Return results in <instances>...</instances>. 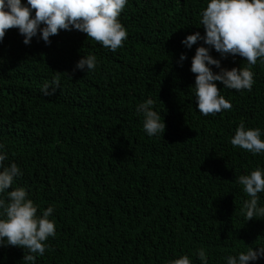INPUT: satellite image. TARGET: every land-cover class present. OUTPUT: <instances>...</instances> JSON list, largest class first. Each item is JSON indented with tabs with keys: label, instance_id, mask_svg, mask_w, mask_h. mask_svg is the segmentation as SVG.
<instances>
[{
	"label": "trees",
	"instance_id": "16d2710c",
	"mask_svg": "<svg viewBox=\"0 0 264 264\" xmlns=\"http://www.w3.org/2000/svg\"><path fill=\"white\" fill-rule=\"evenodd\" d=\"M208 2L127 0L118 17L127 39L115 52L74 29L60 30L48 45L39 33L25 45L18 29L6 31L0 152L7 154L4 166L20 169L13 188H25L37 214L54 207L56 234L34 264H169L182 255L201 264V247L208 264H227L230 255L264 247V218L245 220L249 197L238 183L264 171V152L230 142L241 122L259 128L264 140V61L251 68L250 92L215 82L231 110L198 111L191 59L208 46L181 41L204 35ZM88 55L96 68L73 71ZM210 55L225 69L247 66L238 55L221 58L211 48ZM57 79L55 93L45 96L42 87ZM149 98L166 125L162 136H149L137 112ZM258 197L264 207V192ZM24 251L0 245V264H25ZM248 264H264V256Z\"/></svg>",
	"mask_w": 264,
	"mask_h": 264
},
{
	"label": "clouds",
	"instance_id": "9594fccd",
	"mask_svg": "<svg viewBox=\"0 0 264 264\" xmlns=\"http://www.w3.org/2000/svg\"><path fill=\"white\" fill-rule=\"evenodd\" d=\"M126 3L127 0H27L26 6L21 0H0V41L7 30L16 28L24 37L25 45H29L38 33L39 38L48 45L51 43L49 38L58 35L60 30L74 29L115 52L127 39V31L118 19ZM200 25L204 28L203 36L195 32L186 36L181 43L191 48L197 41H203L208 46L196 48L190 67L195 74L196 108L202 115L208 116L232 108L215 82L236 91L252 90L255 81L251 68L258 59L264 61V0H209L202 10ZM210 48L221 58L238 55L247 62V66L230 70L222 68L220 60L210 55ZM185 58L181 54L180 62ZM96 65L95 55L81 56L73 71H93ZM209 66H215L219 71L214 73ZM53 83L54 87L48 84L42 87L45 96L53 95L59 87L58 79ZM154 103L151 98L145 100L138 105L137 112L143 115V128L149 136H162L166 125L161 115L153 110ZM230 142L234 148L239 147L254 155L264 152L261 130L246 128L243 122L235 129ZM2 148L3 145H0ZM6 159L7 154L0 152V194L11 189L5 198H0V215L3 216L0 218V245L26 249L22 260L25 264H34L37 256L44 255L47 239L56 234L55 224L49 219L54 207L49 206L38 215V208L28 198L25 188H13L15 179L22 173L15 163L4 166ZM238 183L249 197L241 209L245 220L264 218V207L258 206V193L264 192V171L257 168L250 174L241 175ZM196 256L201 264H208L203 247L197 250ZM261 256H264V247H257L255 251L248 248L246 252L230 255L226 259L227 264H248ZM169 264L192 262L188 255H182Z\"/></svg>",
	"mask_w": 264,
	"mask_h": 264
}]
</instances>
